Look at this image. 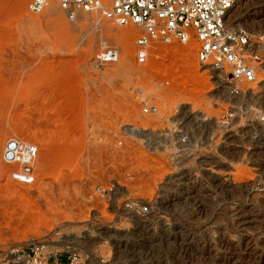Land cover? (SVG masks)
I'll return each instance as SVG.
<instances>
[{
  "label": "rangeland",
  "instance_id": "1",
  "mask_svg": "<svg viewBox=\"0 0 264 264\" xmlns=\"http://www.w3.org/2000/svg\"><path fill=\"white\" fill-rule=\"evenodd\" d=\"M29 1L0 0V264H264V77L232 94L193 40L138 65L133 26ZM9 139L38 147L27 177Z\"/></svg>",
  "mask_w": 264,
  "mask_h": 264
},
{
  "label": "built area",
  "instance_id": "2",
  "mask_svg": "<svg viewBox=\"0 0 264 264\" xmlns=\"http://www.w3.org/2000/svg\"><path fill=\"white\" fill-rule=\"evenodd\" d=\"M236 0H57L60 11L69 22L80 14H95L119 27L133 26L139 34L134 42V59L138 65L149 60V50L154 43L185 45L191 40L197 43L196 61L202 68L221 75L232 89L241 94L239 85L255 84L264 77V40L253 38L240 29L225 26V19ZM50 0H30L27 10L39 16ZM260 48L257 49V46ZM94 55L96 66L116 64L119 52L109 43L102 42ZM143 113L156 115L154 106H144ZM229 124L228 118L219 122ZM38 156L34 143L9 139L4 144V157L20 166L18 178L31 173ZM147 212L144 207L141 210ZM35 261L40 260L43 247L35 245L31 250ZM29 255L18 254L17 260H27Z\"/></svg>",
  "mask_w": 264,
  "mask_h": 264
},
{
  "label": "bare ground",
  "instance_id": "3",
  "mask_svg": "<svg viewBox=\"0 0 264 264\" xmlns=\"http://www.w3.org/2000/svg\"><path fill=\"white\" fill-rule=\"evenodd\" d=\"M261 1L262 0H251V2H252L251 3V6L257 5V4L261 3ZM239 2H240V0H236L233 8L231 9V11H229V13H228V15H227V17L225 19V26L227 28H229L230 26L236 24V25H234V28H239L240 30L241 29L242 30L245 29V30H247L249 32V34L252 37H257V38L259 36H263L264 37V28H261L262 27V23H263V19H259L258 20V17H261V15H262V13H263L264 10L263 11L260 10L259 12L257 10V14H256V12H254L253 14H250V15H248V14L240 15L239 14V17L236 15V17H235V19L233 21H230L229 20V14L232 11H234V9L237 7V5L239 4ZM262 3H264V2H262ZM247 8H248V6H247ZM245 25H246V28H245ZM259 48H260V45L257 46V49H259Z\"/></svg>",
  "mask_w": 264,
  "mask_h": 264
}]
</instances>
